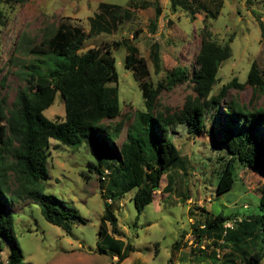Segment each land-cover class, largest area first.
<instances>
[{
	"label": "rangeland",
	"instance_id": "rangeland-1",
	"mask_svg": "<svg viewBox=\"0 0 264 264\" xmlns=\"http://www.w3.org/2000/svg\"><path fill=\"white\" fill-rule=\"evenodd\" d=\"M143 1L148 4H142ZM188 1L193 5V13L182 6L173 9L169 0L156 3L154 0H0V98L7 106L11 104L17 90L25 85L26 76L29 78L26 75L30 72L29 64L46 59L30 53L29 49L48 40L60 23L84 30L82 51L105 45L112 49L121 112L104 124L112 129L121 123V133L115 141L118 146L125 138L135 110L143 107V100L133 73L123 66L125 46H115L116 41L129 40L136 47L149 70L146 81L153 87L174 67L186 65L191 69L205 27L216 41L221 44L230 41L231 46V56L218 69L211 95L233 78L244 83L252 63L264 74V0ZM100 4L119 5L130 16H121L114 24ZM156 5L161 13L153 25ZM98 13H104L108 23L101 22L109 32L90 31L89 18ZM154 44L160 59L157 67L152 59ZM10 56L16 59L17 66L7 67ZM188 95H193V91L187 83L162 90L157 97L158 109L181 108ZM231 97L246 106L251 103L264 106V94L253 96L249 85L242 90L230 88L227 99ZM223 112L221 108L213 113L220 124L226 123ZM44 115L51 120L64 118L63 100L58 93ZM169 135L180 150L184 168L170 169L161 176L153 201L139 214L131 198L133 191L113 203L111 209L117 217L115 234L110 224L102 220L107 200L102 196L101 184L105 187L107 181L100 182L98 174L87 166L88 161L95 162L94 145L89 140L74 146L50 140L49 177L42 181L44 193L77 215L69 220L66 232L47 222L31 199H20L10 206L7 203L13 212L23 255L21 264H211L215 247L206 237L197 242L191 231L192 222L204 223L206 217L220 210L237 219L258 213L256 198L261 194L264 176L238 166L231 191L217 195L216 182L224 166L221 159L224 148L216 134L209 127L193 134L186 125L179 124L170 129ZM232 222H226V226ZM203 246L208 254L205 257L197 251ZM11 247V243L5 242L0 264L6 262ZM125 249L127 255L119 261ZM215 251L218 261L214 264H223L221 257L227 250ZM199 257L203 259L198 262ZM258 264H264V259Z\"/></svg>",
	"mask_w": 264,
	"mask_h": 264
},
{
	"label": "trees",
	"instance_id": "trees-1",
	"mask_svg": "<svg viewBox=\"0 0 264 264\" xmlns=\"http://www.w3.org/2000/svg\"><path fill=\"white\" fill-rule=\"evenodd\" d=\"M169 1L173 9L182 6L186 11L194 12L188 0ZM99 6L105 9L104 13L114 24L119 17L130 16L129 11L119 5ZM160 13L156 5L153 25ZM102 14L89 18L90 31L109 32L104 25L108 21ZM85 38L81 27L60 23L48 40L29 49L30 53L46 59L29 64L30 72L26 73L29 78L26 76L25 85L17 90L11 104L7 106L0 98V252L5 242L12 245L4 264H21L23 257L13 212L7 208V203L10 206L17 200L31 199L47 222L66 232L69 231V220L77 215L44 193L42 181L49 177L50 140L66 146L89 140L94 145L95 162L88 161L87 166L98 174L100 182L107 181L105 187L101 184L102 196L110 200L105 203L102 220L110 224L112 234L117 232V217L111 209L113 203L133 191L131 198L139 214L153 201V195L160 188L161 176L170 169L184 168L180 150L169 135L170 129L179 124L186 125L188 132L193 134L209 127L222 144L224 166L216 182L217 195L231 191L238 166L264 176V106L253 103L246 106L232 97L227 99L230 88L242 90L246 85L252 88L253 96L264 94L263 72L252 63L244 83H237L233 78L211 95L218 69L231 56L230 41L219 43L205 27L191 69L186 65L174 67L155 87L146 81L149 70L136 47L125 39L113 43L117 47L125 46L127 53L123 66L133 73L143 100V107L135 110L125 138L118 146L115 141L121 133V123L112 129L104 124L105 120L115 119L121 112L116 60L107 45L82 51ZM154 47L152 59L157 67L160 59L155 44ZM6 65L17 66L16 59L8 57ZM110 83L116 85L109 87ZM183 83L190 85L193 95L186 96L182 107L158 109L159 93ZM57 93L63 100L64 118L51 120L44 111L53 104ZM221 108L226 119L222 124L213 114ZM260 190L261 194L256 198L258 213L237 219L220 210L212 217H206L204 223L192 222L191 231L197 242L206 237L215 247L211 264L218 261L216 249L227 250L221 257L223 264H258L264 259V183ZM230 220H233L232 225L226 226ZM202 248L198 247L197 251L205 257L208 254L203 251L205 247ZM127 249L119 256V261L126 257Z\"/></svg>",
	"mask_w": 264,
	"mask_h": 264
},
{
	"label": "built area",
	"instance_id": "built-area-1",
	"mask_svg": "<svg viewBox=\"0 0 264 264\" xmlns=\"http://www.w3.org/2000/svg\"><path fill=\"white\" fill-rule=\"evenodd\" d=\"M108 201H110V200H108Z\"/></svg>",
	"mask_w": 264,
	"mask_h": 264
}]
</instances>
